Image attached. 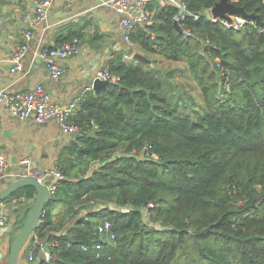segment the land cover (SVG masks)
<instances>
[{
  "label": "trees",
  "instance_id": "trees-1",
  "mask_svg": "<svg viewBox=\"0 0 264 264\" xmlns=\"http://www.w3.org/2000/svg\"><path fill=\"white\" fill-rule=\"evenodd\" d=\"M217 1L185 0L201 12L183 21L188 36L175 6L149 3L152 23L107 59L117 79L84 91L72 115L79 136L57 155L63 178L34 230L57 240L54 256L36 264H264V31L211 21L205 9ZM229 1L264 21V0ZM134 48L186 64L134 65Z\"/></svg>",
  "mask_w": 264,
  "mask_h": 264
},
{
  "label": "crops",
  "instance_id": "crops-1",
  "mask_svg": "<svg viewBox=\"0 0 264 264\" xmlns=\"http://www.w3.org/2000/svg\"><path fill=\"white\" fill-rule=\"evenodd\" d=\"M36 1L0 0V90H27L41 82L56 103L64 105L74 97L79 101L84 91L93 89L96 71L107 64L112 51L125 45L119 26L120 15L107 0H50L47 17L32 26L23 20V15L34 13ZM26 30H31L32 36L22 59V68L11 71L9 55L24 42ZM71 30L81 33V51L59 59L57 63L62 73L54 78L37 52L54 45L58 36H65ZM176 63H179L178 68H184L186 64L184 60ZM176 76L181 75L177 73ZM72 138V134L62 133L54 121L36 123L31 119H19L8 114L0 104V150L5 153L10 169L19 165L23 156H29L31 165L41 169L55 166L60 149ZM45 180L48 182L50 177ZM61 208L60 203L54 206L55 218ZM13 209L7 223L11 226L10 231L0 229V264H9L10 239L19 226L18 209ZM34 262L27 260L25 245L19 264H36Z\"/></svg>",
  "mask_w": 264,
  "mask_h": 264
},
{
  "label": "built area",
  "instance_id": "built-area-1",
  "mask_svg": "<svg viewBox=\"0 0 264 264\" xmlns=\"http://www.w3.org/2000/svg\"><path fill=\"white\" fill-rule=\"evenodd\" d=\"M111 2L114 10L120 15L119 26L122 31L123 40L126 46L132 44L131 32L138 26L144 27L151 24L153 21L154 11L150 9L149 3L157 1L160 4H172L176 7V12L173 15V19L176 20L182 27L183 21L187 16H193L198 18L201 14L193 12L187 8L185 0H107ZM50 0H37L36 9L33 14L25 13L23 20L29 22L32 26L40 24L48 15V8ZM210 8L205 9V14L211 21L221 20L225 27L232 29H241L247 24H257L252 18H248L241 14H232L231 19H225L219 16H213ZM258 25V24H257ZM259 31H264V26L258 25ZM183 29V28H182ZM188 29H183L185 36L190 35ZM24 42L17 45L9 55V61L12 64L11 71L22 68V59L25 56L28 47L29 39L32 36L31 30H26L23 33ZM82 40L75 36L70 39H66L60 42H56L54 45L44 47L37 52L39 58L43 59L48 66L51 75L54 78H58L62 73V68L58 65L59 59L74 56L81 51ZM130 57V55H126ZM95 78L102 80H116L117 75L109 71L108 65L105 64L96 71ZM78 98L74 97L70 99L66 104L56 103L49 90L41 82H37L34 86L27 90H0V104L3 105L4 110L13 117L19 119H31L36 123H45L48 121H54L59 130L64 134H74L78 130V126L73 119L72 115L77 107ZM21 164L26 165V168L22 171L23 176H33L39 182L45 183L49 191L50 196L55 192L56 186L60 179L63 178V174L58 167L51 166L47 168H38L31 165V158L29 156H23L20 160ZM8 159L3 151L0 150V171L8 169ZM49 176L50 180L46 182V177ZM32 199L27 198L24 195L21 196H9L0 202V225L8 223L9 212L11 209L22 207L29 204ZM45 211H43L40 222L43 221ZM111 227V221L104 219L98 225V233L102 235L107 232ZM111 237L114 234L111 233ZM57 244V240L54 237L50 239L39 237L34 231L26 241V258L28 261L38 260L42 258L44 260L53 259L54 252L52 247ZM24 245V247H25ZM86 248L85 246L83 247ZM95 256L101 255L102 245L100 242H96L94 245Z\"/></svg>",
  "mask_w": 264,
  "mask_h": 264
},
{
  "label": "water",
  "instance_id": "water-1",
  "mask_svg": "<svg viewBox=\"0 0 264 264\" xmlns=\"http://www.w3.org/2000/svg\"><path fill=\"white\" fill-rule=\"evenodd\" d=\"M210 11L213 16H219L228 20L231 19L232 14H241L248 18L254 19L258 25L264 26V21L261 19L259 14L254 12L248 13L243 6L237 5L229 0H218L210 8ZM195 12L200 13L198 11ZM173 24L179 32L183 33V29L176 20L173 21ZM131 57L132 59L137 61L151 63V60L145 54L139 51H134ZM108 82L109 80L94 78L92 82V88L95 91H98L99 87L102 84H106ZM92 134L93 132L90 131L89 135ZM72 135L77 137L79 136V133L76 132ZM18 164L19 165H17L13 169H10L8 166V169L0 171V183L2 184V186H0V202L11 196L13 192L26 185L33 186L35 189V193L33 199L28 204L29 206L24 220L22 221L21 225L15 228L16 233L10 239L8 257L9 264H19V256L24 249V245L30 237L31 233L39 225L41 215L43 211H45V206L50 202L51 199L46 184L39 182L33 176H23L22 171L26 168V165L21 163ZM17 209L18 208L15 207L13 211H16ZM0 229H6L10 231L11 226L8 224L0 225ZM37 262L38 260H35L34 263Z\"/></svg>",
  "mask_w": 264,
  "mask_h": 264
},
{
  "label": "rangeland",
  "instance_id": "rangeland-1",
  "mask_svg": "<svg viewBox=\"0 0 264 264\" xmlns=\"http://www.w3.org/2000/svg\"><path fill=\"white\" fill-rule=\"evenodd\" d=\"M134 50L135 51H139L140 52V50H138V49H136V48H134ZM141 53H143V54H145L150 60H151V57H155L156 56V59H157V66H159V67H162V68H167V67H169V66H176V65H178L179 63H176V62H174V61H168V60H164V59H161V57H160V55H158V54H147V53H145V52H143V51H141ZM134 65H138V66H142V67H144V68H148V66H147V64L146 63H144V62H141V61H137V60H133V62H132ZM180 79V81L183 83V84H185V85H187V86H189L190 87V92L192 93V94H194V97H196L197 99H198V93H199V90H198V88L196 87V85L194 86V87H192V84H194V83H192V81H189L186 77H180L179 78ZM200 95V94H199ZM53 210H54V207H53ZM19 212H16V213H18V215L20 216V217H23V213H24V209H20V210H18ZM53 212V211H52ZM25 216V215H24ZM24 219V218H23Z\"/></svg>",
  "mask_w": 264,
  "mask_h": 264
}]
</instances>
